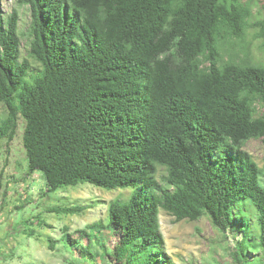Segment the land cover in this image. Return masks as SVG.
Here are the masks:
<instances>
[{"label": "trees", "instance_id": "16d2710c", "mask_svg": "<svg viewBox=\"0 0 264 264\" xmlns=\"http://www.w3.org/2000/svg\"><path fill=\"white\" fill-rule=\"evenodd\" d=\"M24 7L32 61L21 53ZM252 15L243 0H16L10 14L0 0V141L23 125L28 175L41 172L49 192L133 188L109 205L106 226L78 231L86 245L66 234L83 258L100 264L97 243L115 264H177L163 209L177 221L209 216L242 235L237 263L262 248L264 264V168L245 148L264 137V65L220 48L245 37Z\"/></svg>", "mask_w": 264, "mask_h": 264}, {"label": "rangeland", "instance_id": "374dc122", "mask_svg": "<svg viewBox=\"0 0 264 264\" xmlns=\"http://www.w3.org/2000/svg\"><path fill=\"white\" fill-rule=\"evenodd\" d=\"M243 1L253 8L251 26L243 39L230 38L226 44L220 42V48H224L226 55L232 52L243 55L248 51L256 63L264 65V32L256 25L264 21V0ZM2 6L5 14H10L16 0H2ZM30 24L31 10L24 7L20 20L23 58H30ZM258 112L264 114V104L258 105ZM6 113L7 107L0 103V117ZM22 132L23 125L13 140L0 141V264H94L79 254V247L72 246L66 234H73L78 246L86 245V238L78 231L94 222L106 226L109 205L117 199H128L133 188L109 190L81 182L49 192L41 172L28 175ZM245 148L264 168V137L249 140ZM162 175L163 171L158 177L161 179ZM72 205H84L86 210L76 214L49 211L55 206ZM160 224L166 251L177 264H239L233 258V251L242 235L223 233L209 216L196 221H177L161 209ZM102 234L110 247L118 241V236L108 228ZM92 251L100 255L96 257L100 264H115L101 256L102 249L97 243H93ZM259 255L262 248L250 252L251 264H260Z\"/></svg>", "mask_w": 264, "mask_h": 264}]
</instances>
